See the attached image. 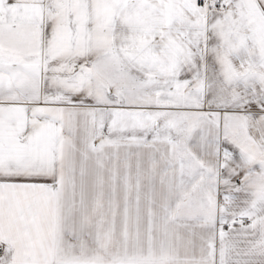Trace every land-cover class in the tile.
Here are the masks:
<instances>
[{
	"label": "snow or ice",
	"instance_id": "snow-or-ice-1",
	"mask_svg": "<svg viewBox=\"0 0 264 264\" xmlns=\"http://www.w3.org/2000/svg\"><path fill=\"white\" fill-rule=\"evenodd\" d=\"M0 264H264V0H0Z\"/></svg>",
	"mask_w": 264,
	"mask_h": 264
}]
</instances>
